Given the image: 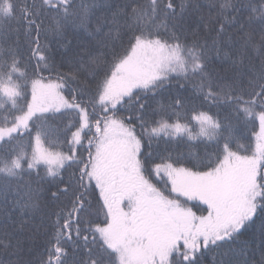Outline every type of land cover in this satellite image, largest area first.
Instances as JSON below:
<instances>
[{"label":"snow or ice","instance_id":"snow-or-ice-1","mask_svg":"<svg viewBox=\"0 0 264 264\" xmlns=\"http://www.w3.org/2000/svg\"><path fill=\"white\" fill-rule=\"evenodd\" d=\"M257 249L264 0H0V264Z\"/></svg>","mask_w":264,"mask_h":264},{"label":"trees","instance_id":"trees-1","mask_svg":"<svg viewBox=\"0 0 264 264\" xmlns=\"http://www.w3.org/2000/svg\"><path fill=\"white\" fill-rule=\"evenodd\" d=\"M189 90H191L190 85H189ZM125 115H127V113H125ZM256 130H258V124L256 126ZM247 259L249 260V264H262V262H264V252H262L259 249H257L254 252L250 251Z\"/></svg>","mask_w":264,"mask_h":264}]
</instances>
